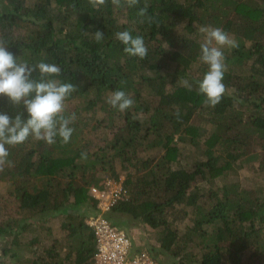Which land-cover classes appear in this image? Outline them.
<instances>
[{
  "label": "trees",
  "instance_id": "1",
  "mask_svg": "<svg viewBox=\"0 0 264 264\" xmlns=\"http://www.w3.org/2000/svg\"><path fill=\"white\" fill-rule=\"evenodd\" d=\"M142 7L148 18L137 15ZM209 25L238 44L222 49L226 91L215 107L196 83L208 70L198 59V29ZM124 30L143 37L144 59L124 53L115 38ZM0 39L18 60L57 64L55 78L77 87L63 113L76 117L68 143L29 137L6 145L0 264H92L86 219L99 209L89 187L121 172L127 199L103 216L124 227L118 217L128 215L157 230L169 264H264V0H140L132 8L111 0L99 8L89 0H0ZM115 90L130 94L133 107L107 104ZM0 112L27 118L6 96ZM179 142L202 154L189 168L175 165ZM242 165L254 166L262 183L227 180ZM31 231H44L50 243L25 240Z\"/></svg>",
  "mask_w": 264,
  "mask_h": 264
},
{
  "label": "clouds",
  "instance_id": "2",
  "mask_svg": "<svg viewBox=\"0 0 264 264\" xmlns=\"http://www.w3.org/2000/svg\"><path fill=\"white\" fill-rule=\"evenodd\" d=\"M139 2L140 0H111L116 8H132ZM89 3L93 8H99L108 3V0H89ZM137 15L148 18L147 8H140ZM198 31L202 34L198 59L208 70L196 82L197 89L205 97V103L215 107L226 91L223 83L226 65L222 49L236 48L238 44L220 27L201 26ZM104 36L99 30L93 34L97 42L103 41ZM115 38L124 46L123 51L127 55L140 59L148 55L142 36H134L130 31L124 30L116 32ZM61 72V68L55 63L41 61L30 65L27 61L18 60L8 50L7 43L0 39V96H6L15 106H22L27 114L24 119L19 112L15 117L0 112V170L8 163L9 151L6 145L23 144L29 137L47 144L55 143L56 137H60L63 143L70 141L74 131L70 125L76 117L74 113L70 116L63 113L66 99L77 87L73 83L56 79ZM33 73H38L39 78H35ZM106 103L125 112L133 107L135 101L124 90H115L107 96ZM81 157L86 159L87 154L81 153Z\"/></svg>",
  "mask_w": 264,
  "mask_h": 264
},
{
  "label": "built area",
  "instance_id": "3",
  "mask_svg": "<svg viewBox=\"0 0 264 264\" xmlns=\"http://www.w3.org/2000/svg\"><path fill=\"white\" fill-rule=\"evenodd\" d=\"M123 180L104 181L102 187L90 186L89 194L97 202L96 215L86 219L95 238V253L92 264H162L151 251L136 250L132 238L121 228L103 216L121 200L127 199Z\"/></svg>",
  "mask_w": 264,
  "mask_h": 264
},
{
  "label": "rangeland",
  "instance_id": "4",
  "mask_svg": "<svg viewBox=\"0 0 264 264\" xmlns=\"http://www.w3.org/2000/svg\"><path fill=\"white\" fill-rule=\"evenodd\" d=\"M180 148V157L177 163L175 165L179 166H185V167H190L198 158H201L202 154L200 155V150L197 147H194L190 145L189 143H181L179 142L178 144ZM245 165V164H244ZM239 166L236 169H234L231 173L228 174L227 180L229 179H238V180H243L246 184L249 183H262L263 179L261 177V173L255 171L254 166L250 168L249 166ZM119 167V166H118ZM107 177L106 180H113L112 177ZM124 179V172H121L118 179H115V181H120ZM223 178L216 179L214 184L219 185V183H222ZM207 187V186H206ZM5 185L0 181V199L5 193ZM10 206V203L8 204ZM120 220H125L126 222L124 223L125 226L121 227L122 230H124L131 238L133 242V246L136 248L139 247L141 249H146L149 250L153 253V255L160 259L163 260L165 264H169L171 261L174 259L169 255V254H162L159 251V241H158V232L157 230H152L149 227H147L145 224L142 222L137 221L136 219L132 218L131 216L124 215L121 217H118ZM117 219V218H116ZM117 219V220H119ZM39 231H31V232H26L24 235V239H32L33 235H38L40 236V242L38 243V247H42L43 245H48L50 243V240L48 239L46 233L43 231L40 232V235L38 234ZM62 233V231L59 229V224L58 222L53 223V234L52 237H58ZM24 254L23 257L27 255V252L29 248L27 246H24ZM35 245L33 250L35 249ZM30 255V254H28ZM26 263V262H25ZM28 264V263H27Z\"/></svg>",
  "mask_w": 264,
  "mask_h": 264
},
{
  "label": "crops",
  "instance_id": "5",
  "mask_svg": "<svg viewBox=\"0 0 264 264\" xmlns=\"http://www.w3.org/2000/svg\"><path fill=\"white\" fill-rule=\"evenodd\" d=\"M91 213H92V212H89L90 217L92 216ZM88 218H89V217H88ZM88 218H87V219H88ZM120 228H121V227H120ZM134 248H135V247H134ZM135 249H136V250H139L140 248L136 246Z\"/></svg>",
  "mask_w": 264,
  "mask_h": 264
}]
</instances>
